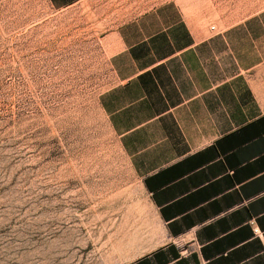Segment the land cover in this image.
<instances>
[{"label":"rangeland","instance_id":"rangeland-1","mask_svg":"<svg viewBox=\"0 0 264 264\" xmlns=\"http://www.w3.org/2000/svg\"><path fill=\"white\" fill-rule=\"evenodd\" d=\"M250 0H0V264H127L163 228L99 99L109 36L175 4L211 27ZM208 15V16H207Z\"/></svg>","mask_w":264,"mask_h":264},{"label":"crops","instance_id":"crops-1","mask_svg":"<svg viewBox=\"0 0 264 264\" xmlns=\"http://www.w3.org/2000/svg\"><path fill=\"white\" fill-rule=\"evenodd\" d=\"M213 16L168 4L109 36L99 104L163 228L127 264H264V0Z\"/></svg>","mask_w":264,"mask_h":264},{"label":"built area","instance_id":"built-area-1","mask_svg":"<svg viewBox=\"0 0 264 264\" xmlns=\"http://www.w3.org/2000/svg\"><path fill=\"white\" fill-rule=\"evenodd\" d=\"M255 234H256V235L258 234L257 231H255Z\"/></svg>","mask_w":264,"mask_h":264}]
</instances>
